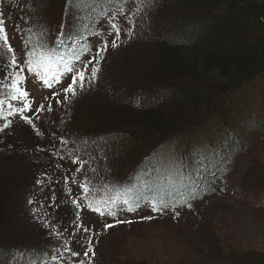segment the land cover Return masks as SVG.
Here are the masks:
<instances>
[{"label":"trees","instance_id":"trees-1","mask_svg":"<svg viewBox=\"0 0 264 264\" xmlns=\"http://www.w3.org/2000/svg\"><path fill=\"white\" fill-rule=\"evenodd\" d=\"M23 1L0 0L13 50L0 40V264H93L94 248L75 251L92 239L86 217L110 231L126 228L108 233L104 264H154L135 252L170 245L166 222L178 224H170L175 239L201 264H264V254L229 239L231 207L220 201L223 177L249 154L236 189L264 195V110L232 124L223 111L232 94L264 75V0H87L80 10L70 0ZM4 6L13 10L10 26ZM103 24L108 31L95 42L92 25ZM18 35L27 55L43 45L66 79L43 95L33 120L4 105L16 74L24 76L12 40ZM93 67L96 78L77 86V95L64 92L74 74L90 76ZM216 118L227 126L220 147L193 161L187 137ZM167 155L182 166L186 213L170 218L158 213L166 198L154 191L153 163ZM214 202L215 214L185 220L193 206ZM104 207L153 214L126 225L101 215Z\"/></svg>","mask_w":264,"mask_h":264},{"label":"rangeland","instance_id":"rangeland-1","mask_svg":"<svg viewBox=\"0 0 264 264\" xmlns=\"http://www.w3.org/2000/svg\"><path fill=\"white\" fill-rule=\"evenodd\" d=\"M19 2L25 3L23 0H19ZM9 9L8 6H4V17L8 26L11 25L10 17L11 14H13V10H11L9 14ZM116 23L118 24V22L114 20L111 25L116 26ZM92 27L93 34L91 38L95 42L102 41V33L104 34L107 32L108 27L105 24H103L101 28H99V26L94 28L93 25ZM14 28L13 26L9 27V32L10 34H13V36L16 33V27L14 26ZM82 28L84 33H90L88 23H86V25ZM12 40L15 51L17 52V60L20 63L21 68L24 69L21 89L27 93V96L25 98L12 100L4 105L8 113L13 112V114H29L32 118L31 120H33L39 113L38 106L42 104V100H44L43 95L54 89L59 84H62L61 82H64L66 79L65 76L61 74L58 67H54L49 63L48 58H46L45 48L36 46L37 49L35 48L34 50H29V54L34 51L36 52V55L32 59V57H29L30 55H27V47L23 45V38L21 35H18L15 38L12 37ZM41 53H43V55H41ZM30 58L34 62L45 59L48 64L47 72H45L43 68H37L36 70L29 71L28 61ZM68 63L70 64V62ZM73 66H77V64L73 63L70 67L72 68ZM45 80H47L48 83H45ZM254 82L255 83L252 86L247 85L232 94L227 100L226 105L223 107L224 114L229 117L231 124L245 120L249 114V117H256L257 114L262 113L264 110V75L259 77ZM36 111L38 112L35 114ZM41 114L43 113L41 112ZM226 133L227 126L224 127L222 123L220 124V120L218 118L207 123L204 127L192 131L186 139L189 156H193V161H198L200 157L213 156L215 154L214 152H216L218 147H220L219 145H221L223 136ZM84 156L87 155H83V157ZM167 156L159 160V162L157 161L153 163L156 169V181L159 180L160 182V187L155 188L154 191L156 194L155 196H157V200L166 198V202L157 205L156 208L160 210L158 213H162V215L170 218L172 215L177 216L186 213L184 211L185 208L182 206L185 202H182L184 196L182 189H180L182 183L180 170L182 169V166L180 160L173 162L171 158ZM249 160L250 154L241 157L237 162H235L233 173L230 175V178L226 176L223 177V180L221 181L222 189L220 191L222 198L220 201L223 205H229L231 207V224H235V229L230 228L229 239H234L235 241L233 242L235 244L239 243V245H242L246 249L257 250L258 252L264 254V212H251L255 206L264 205V195L253 198L243 192H239L236 189V183L239 176H241V170ZM197 164L198 162L193 163V166ZM162 193L165 197L159 196V194L161 195ZM95 203L96 202H93L92 204L94 205ZM214 204L215 202L199 207L193 206L194 210L192 214L186 216L185 220L194 218L199 219L200 215L206 216L208 214H215L216 210L214 209ZM241 207H244V210ZM148 209V207L134 210L110 209L112 211L111 214L110 212H106L104 207L101 208L99 213H101V215L104 214V216L108 215L109 217L121 220V222H125L127 225L132 221H138V219L144 220L153 214L149 212ZM166 223L167 225H165V228H167L168 232L163 233L162 236L170 242V245H167V247L164 246L165 248L160 247V245L157 244L154 245V248H143V246L139 247L135 252V256L139 255V261H141L140 255H143L149 260V263L153 262L154 264H201L198 260H194L187 256L184 248L185 245H181L178 240L175 239L173 233L174 229L170 226V224H178L175 222ZM83 226L87 227L89 232L92 233V239L89 238L90 244L86 245L85 243L84 246H81V249L77 250L75 248V251L82 253V250L87 249V247H91V249L94 248L98 251V255L94 258L93 264H104L105 261L103 262V257L111 243V239H107L108 233L118 235L123 233L126 228H121L117 231H110V229H108L110 224L95 223V220L93 222L91 217H86L83 221ZM93 257L94 255L92 254V258Z\"/></svg>","mask_w":264,"mask_h":264},{"label":"snow or ice","instance_id":"snow-or-ice-1","mask_svg":"<svg viewBox=\"0 0 264 264\" xmlns=\"http://www.w3.org/2000/svg\"><path fill=\"white\" fill-rule=\"evenodd\" d=\"M70 3H74L76 8L78 10L82 9L84 6L87 5V0H70ZM4 25V19L2 14H0V40L3 41V47H5L7 49L8 52H12V48L11 46L8 44V37H7V33L3 27ZM113 47H118V45L113 42L112 44ZM43 47V45H41V48ZM106 50V46L105 48H102L100 50V52L97 53V57L100 56V54ZM30 57L35 56L36 52H32L29 54ZM41 55H43V53H41ZM97 57H93V61H96L98 63ZM93 61H89V63H92ZM11 63L13 66L16 65V60H15V56H12V60ZM29 64V71H33L36 70L37 68H43L45 70V72H47L48 70V64L46 63L45 59H41L39 61L34 62L31 58L28 61ZM22 71V70H21ZM68 71H71V69L69 68ZM99 71L98 67H93L91 69V75L90 76H85V71H80L79 73H77V76L73 78L72 83L68 85V87H66L64 89V92L66 94H70L71 96H75L77 95V86L79 87V89H83L84 88V84L86 81H91L94 80L96 78V74ZM17 75V80L13 83L12 87L14 89V93L12 95V99H18V98H25L27 96V93L24 92L20 87H18L19 84V80L22 79V77L19 75V73L16 74ZM45 83H48L47 80H45ZM66 99L68 98L67 96L65 97ZM30 122V121H29ZM85 190L87 191V185L84 186ZM190 206V205H189ZM109 227V226H106ZM85 231H87V229H84ZM87 255V253H86Z\"/></svg>","mask_w":264,"mask_h":264}]
</instances>
